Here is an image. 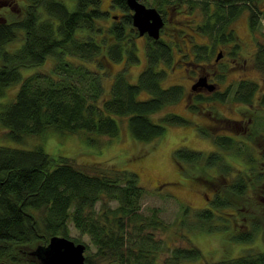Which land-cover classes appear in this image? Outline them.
I'll return each instance as SVG.
<instances>
[{
    "label": "trees",
    "instance_id": "obj_1",
    "mask_svg": "<svg viewBox=\"0 0 264 264\" xmlns=\"http://www.w3.org/2000/svg\"><path fill=\"white\" fill-rule=\"evenodd\" d=\"M74 1V9L69 10L62 0H22L21 17L0 20V98L10 87L16 88L8 102L0 103V123L6 136L23 142L51 130L85 133L95 143L98 137H117L122 120L137 142L151 143L165 133V123H186L173 113L160 118L163 124L150 118L184 93L178 84L162 86L167 76L164 68L171 64L170 49L160 40L153 41L136 82H130L128 70L111 75L105 63L124 60L128 66L137 62L135 48L130 46L131 17L125 0H112L111 7L124 13L111 21L100 0ZM155 2L163 5L169 0ZM173 3L195 18L199 14L197 26L210 38L232 36L230 24L244 10L249 13L252 31L259 21L256 0H223L213 8L208 2L193 0ZM192 48L198 60L206 52L205 46ZM47 60L52 61L49 73L35 71L23 76L22 69L40 67ZM254 64L264 72V44H258ZM105 80H110L108 86ZM258 90V83L240 80L222 93L214 92L213 97H195L197 101L229 99L255 112L248 118L245 135H214L217 149L208 154L186 148L174 151L173 158L184 165L183 173L193 168L215 169L222 177L226 174L224 187L215 191L209 206L195 209L179 204L177 223L182 228L192 232L226 230L234 233L231 240L246 243L253 242L264 229L259 226L262 220L254 218L237 226L246 216L241 211L240 218L236 212L238 203L250 196L255 166L264 163V153L258 154L252 144L258 135L264 140V89ZM141 93L146 97L139 99ZM226 156L245 168L237 166L234 171L235 164L225 160ZM91 168L80 166L72 157L50 154L42 145L30 149L0 146V264H40L24 254L47 244L53 236L85 245V264H264V251L250 252L252 248L235 257L204 263L196 246L176 245L179 237L186 242L191 239L171 228L160 217L159 208L141 211L144 188L135 173ZM257 173L258 179L263 178L262 171ZM261 206L262 214L264 202ZM69 223L81 236H87L89 243L70 236ZM236 227L238 232L233 231Z\"/></svg>",
    "mask_w": 264,
    "mask_h": 264
},
{
    "label": "rangeland",
    "instance_id": "obj_2",
    "mask_svg": "<svg viewBox=\"0 0 264 264\" xmlns=\"http://www.w3.org/2000/svg\"><path fill=\"white\" fill-rule=\"evenodd\" d=\"M62 1L69 10L74 9V0ZM111 2L112 0H100L101 9L108 11L110 21L115 15H117L118 20L124 12L117 7H111ZM22 3V0H0V20H12L13 18L21 17ZM255 4L257 10L260 11L259 21L254 29L255 37L249 31V13L244 10L230 24V28L233 29V35H229L231 38L227 35L228 41H224L220 46L225 51V57L222 62L219 61L216 64L215 70L213 68L216 71V80L220 84L219 90L216 91L217 93L224 92L230 86L234 87L240 79L258 83V92L264 89V72L258 70L254 64L258 44H264V0H256ZM190 17L192 18V15L184 12L180 15L174 13L172 23L177 24L174 25L180 29H185L183 24H186V19ZM189 31L187 28V32ZM175 32L177 36V30ZM186 34L183 31L180 32L179 42L184 50L175 52L173 62L164 68L167 76L162 80L163 87L166 88L170 85L178 84L183 88L184 93L178 101L165 106L150 117L154 122L163 124L160 118L167 113H173L183 117L187 121L186 123H165V133L151 143L137 142L131 135L125 120V122L119 120L120 132L117 137H98L95 143H91L85 133L59 134L51 130L42 136L27 137L23 142H16L6 136V129L0 123V146L30 149L35 145H42L46 152L55 156L59 154L72 157L80 166L93 167L91 169H104V171L126 169L135 173L140 185L144 188V193L140 199L141 211L147 213L153 207L159 208L160 217L168 225H171V228L179 232V235L186 236L188 234L191 239L190 243L179 237L175 242L176 245L184 247L196 246L201 250L204 263L214 262L221 258L235 257L243 254L242 252L248 248H252L249 250L250 252L264 251V229L253 242L246 243L240 240H231L230 236L234 233L226 230L192 232L182 228L177 223L179 204L189 205L195 209L209 206L214 194L217 193L215 191L221 192V188L224 187L222 184L226 180V174L222 177L223 175L216 174L215 169L203 171L193 168L187 169V172L184 171L185 173H183L181 168L184 169V165L180 166L173 158L174 151L179 148H186L208 154L217 149L213 143L214 135H229L236 132H243L241 134L245 135L244 133L249 131V126H246V119L250 118V115L255 112V109L239 103H231L229 99L217 102L211 101L212 99L197 101L195 100L196 96L193 99L191 98L193 95L190 93V87L194 81L192 77L195 76L197 78L196 72H199L202 69L201 67L206 66L187 64L190 62L188 57L191 44L185 40ZM195 39L198 43L203 40L206 42V39H200L198 35H195ZM137 42L140 59L137 63H130L125 66L124 60H121L110 64L105 63L104 68L111 75L122 70H128L130 82H136L137 76L147 64L144 53L145 40L142 38L137 40ZM215 51L211 55L214 56L216 54ZM184 53H186L185 56H183ZM51 68L52 61L47 60L40 67L22 69L21 72L23 76L35 71L49 73ZM223 74L225 77L221 79L218 75ZM109 84L110 80H105V85L108 86ZM15 91L16 88L14 86L10 87L6 94L0 98V103L8 102ZM200 95L209 98L214 96V92ZM144 97H146L145 93L138 95L139 99ZM192 106H196L197 109L192 110ZM262 114L264 115V110H262ZM224 118L231 119V121L233 120L232 122L235 120L239 123L229 124ZM239 125L241 129H238ZM240 137L245 138V136ZM252 144L258 154L264 153V140L261 135L260 137L259 135L256 136ZM225 160H228L232 165L235 164L234 171L237 166L243 167L242 162L230 160L228 156L225 157ZM255 167L258 171H262L263 178L258 179V176H256L258 175L257 170V172H253L250 196L240 201L236 208L240 218L242 216L240 214L241 211L246 216L244 220L237 223L239 227L243 226L244 221L246 223L251 221L252 218L262 220L259 226L264 227V211L261 214V204L264 202V163H258ZM230 175H233V173H230ZM222 194L225 193L222 192ZM224 210L234 211V209ZM69 228L70 236L80 237L84 243H89V238L81 236L72 223H69ZM239 229L243 230L244 228ZM233 231L238 232V227L233 229ZM32 250L33 248L27 249L24 256L26 255L27 258L33 257L30 255Z\"/></svg>",
    "mask_w": 264,
    "mask_h": 264
},
{
    "label": "flooded vegetation",
    "instance_id": "obj_3",
    "mask_svg": "<svg viewBox=\"0 0 264 264\" xmlns=\"http://www.w3.org/2000/svg\"><path fill=\"white\" fill-rule=\"evenodd\" d=\"M139 1L140 3L144 4L145 7H153L157 10V12L160 14L161 16V19H162V27L160 28V31H159V37L157 39H154L150 36H148L146 33L143 34V35H139L137 29L135 27H133V24H132V11L128 8V13L130 14V17H131V27H130V39L132 42H130V46L133 44L135 50H134V54L136 55V58H137V62L140 60L139 59V53H138V45H137V40L139 39H142L144 38L145 40V43H144V53H145V57H146V60H147V50L150 47H152V44H153V41H156V40H160L161 41V44L163 46H166L168 47L170 50V59H171V62H173V59H174V54L175 52H178L179 50H184L183 49V46L180 47V45H182L180 42H179V31H183L184 33L185 32V29L187 31V28L190 30L189 32H187L185 39L188 43L191 44V46H189V60L190 62L187 63V64H190V65H199V66H206V67H201L202 69L199 71V72H196L197 73V78L195 76L192 77V79L194 80L193 81V84L198 80L199 77H205L206 79V82L208 84H214L216 86V89L212 92H216L217 90H219V82L216 80V71L215 70V67H216V64H218L219 61H223V58L225 57V51H223L220 46L222 45V43L226 40H227V35L226 34H223L221 36H216V37H212L210 38L209 35L201 32V30H199L200 28H198L197 26V21H200L201 22V18L198 14L197 18H195L194 14L190 13L189 11H186L184 9H180L178 6L175 5V0H169L168 3L166 4H163V5H158L156 4V0H137ZM197 3H201V2H208L209 3V6L211 8H213L215 6V4L217 3H220L222 2L223 0H193ZM229 1V0H227ZM222 5L224 6V3H222ZM228 5L225 4V7H227ZM259 11V10H258ZM182 12H184L185 14H190L192 15L193 17L189 18V19H186V24H183L185 29H180L178 28L177 24L175 23H172V19H173V14H177V15H180L182 14ZM114 20L117 19V15L114 16L113 18ZM197 20V21H196ZM194 22V24H193ZM175 24V25H174ZM177 30V36H176V31ZM230 30L233 32V29L230 28ZM249 31L250 33L252 34L253 33V36L255 37L254 35V30L252 31L250 28H249ZM195 35H198L200 39H206V42L203 40L202 42H196V39H195ZM233 35V34H232ZM164 36V37H163ZM187 43V44H188ZM196 45V46H205L206 47V52L200 56V59L198 60L197 59V56L196 54L194 53L195 51L193 50V46ZM218 48V50H217ZM216 49V51H215ZM216 52V54L213 56L211 55L212 52ZM186 53L183 54V56H185ZM187 57V56H186ZM202 61V63H200ZM137 62H134V63H137ZM215 64H214V63ZM205 68V69H204ZM214 68V70H213ZM221 79H224V74L223 75H218ZM217 76V77H218ZM240 80H243V79H240ZM210 91L206 90V89H202V90H199V88H197V90H193L191 87H190V93L191 95H193L191 98L193 99L194 96H197L198 94H204V93H209ZM211 93V92H210ZM228 120V119H226ZM229 121H231V119H229ZM233 121V120H232ZM250 119H246V126H248L250 123ZM231 123H239L238 121H235L234 122H231ZM229 123V124H231ZM241 129V126L239 125L238 126V129ZM243 128V127H242Z\"/></svg>",
    "mask_w": 264,
    "mask_h": 264
},
{
    "label": "water",
    "instance_id": "obj_4",
    "mask_svg": "<svg viewBox=\"0 0 264 264\" xmlns=\"http://www.w3.org/2000/svg\"><path fill=\"white\" fill-rule=\"evenodd\" d=\"M132 13V24L139 35L147 34L157 39L162 27V19L157 10L153 7H145L137 0H125ZM193 90L206 89L210 92L216 89L214 84H208L205 77H199L191 86ZM85 245L75 243L63 236H53L45 245L35 247L30 255L35 257L40 264H85L84 261Z\"/></svg>",
    "mask_w": 264,
    "mask_h": 264
}]
</instances>
